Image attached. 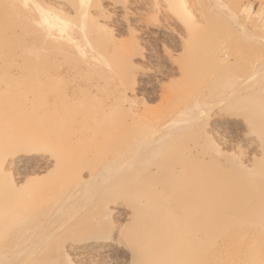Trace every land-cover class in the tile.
I'll list each match as a JSON object with an SVG mask.
<instances>
[{
	"label": "bare ground",
	"instance_id": "1",
	"mask_svg": "<svg viewBox=\"0 0 264 264\" xmlns=\"http://www.w3.org/2000/svg\"><path fill=\"white\" fill-rule=\"evenodd\" d=\"M43 1L48 5L36 7V18L10 11L8 18L18 23L0 24V264H264V82L237 86L221 64L233 58L258 71L264 61L246 63L228 50L198 51L185 41L190 69L177 68L185 80L163 90L161 114L146 116L133 108L132 71L144 57L104 42L100 31L106 10L120 20L123 6ZM164 31L145 28L150 36ZM206 40L212 44L213 35ZM205 57L216 64L202 72L198 86ZM72 70L98 73L89 88H77L93 89L94 96L99 75L112 73L118 83L110 105L75 116L76 100L54 87ZM198 93L210 99L199 102ZM113 107L126 116L111 117ZM214 131L237 134L233 143L221 138L225 147L233 145L231 154L210 144ZM31 163L45 168L48 180L27 177L23 171ZM85 191L112 193L95 214L123 215V224L80 234L59 230L41 246L35 228L22 237L31 214Z\"/></svg>",
	"mask_w": 264,
	"mask_h": 264
},
{
	"label": "rangeland",
	"instance_id": "2",
	"mask_svg": "<svg viewBox=\"0 0 264 264\" xmlns=\"http://www.w3.org/2000/svg\"><path fill=\"white\" fill-rule=\"evenodd\" d=\"M114 1L124 9L119 17L120 20L113 16L112 10L107 9L105 17H101L103 25L100 31L104 42L116 48L129 47L144 57L143 60L136 62V69L132 71L136 85V102L133 108L146 116L161 114L167 106V103L161 100L163 90L167 87H176L185 80L177 69L179 65L185 73L190 69L191 55L183 49L185 41L189 40L190 48L192 45L196 46L198 51H215L219 54L228 50L240 54L242 59L247 61L246 63L264 61V0ZM69 2L77 7L81 4V0H69ZM44 5L48 4L43 0H0V24L14 26L18 23L8 18L10 11L27 10L36 18V7ZM48 13L52 14L50 9ZM69 24L71 25V22ZM40 26L36 24V30L31 29L36 31L34 32L36 36L40 35ZM151 26H160L165 31L155 36L147 35L145 28ZM189 27H194L193 30L197 29L196 36L190 39L187 36ZM210 35H213L214 39L212 44H208L206 40ZM232 59L221 62L222 65L229 66L230 82L237 86L264 82V69L252 70L245 67L242 62L236 63ZM215 64L213 59L205 57L198 65V86L202 72L210 71ZM138 72H143L145 76L139 77ZM103 74L99 75L101 90L95 96L92 93L93 89L91 93L87 89L83 90L84 93L77 91L78 86L87 88L88 83L94 81L98 73L91 70H72L68 74H63L61 81L59 80L57 85L54 84V87L59 86L70 100H76L75 116L82 110L94 113L110 105L112 87L117 82L112 73ZM43 93L50 96L52 92L50 89H45ZM79 94L80 99L77 100ZM208 99H210L209 94L198 93L199 102ZM111 112V117L126 116L125 111L117 107H113ZM201 115L203 114L198 113V118H201ZM183 120L188 121L189 117H184ZM215 133L208 134L210 144H218L222 149L224 148L227 155L231 154L233 145H226V148L222 142L233 143L237 139V134L227 131L225 135L223 134L224 137H221L222 135L218 136ZM221 138L224 140L222 141ZM23 172L27 177L41 178V183L50 176L45 168H37L36 163L26 165ZM37 185L39 184L36 183ZM43 187V185L39 187V192H42ZM112 196V193H104L101 196L98 192L85 191L76 197L68 198L64 204H56L52 209L37 210L28 217V221L31 220L29 224L31 228L29 227V231H25L22 237L29 238L30 229L35 228L36 246H41L50 242V235L56 236L59 230L64 232L71 229L70 232L73 234H80L94 226L101 225L102 228L111 229L121 225L123 215L114 212L95 214L98 204L108 203ZM93 207L94 211L89 212Z\"/></svg>",
	"mask_w": 264,
	"mask_h": 264
}]
</instances>
